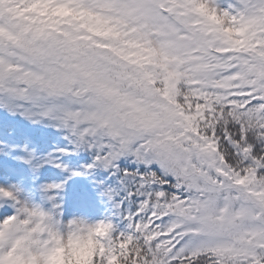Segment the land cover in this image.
Masks as SVG:
<instances>
[{
	"label": "snow or ice",
	"instance_id": "6c2138e0",
	"mask_svg": "<svg viewBox=\"0 0 264 264\" xmlns=\"http://www.w3.org/2000/svg\"><path fill=\"white\" fill-rule=\"evenodd\" d=\"M0 264H264V0H0Z\"/></svg>",
	"mask_w": 264,
	"mask_h": 264
}]
</instances>
